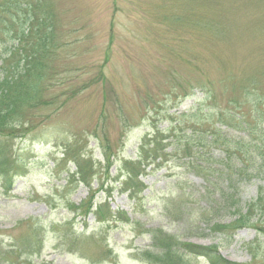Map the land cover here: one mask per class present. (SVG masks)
I'll return each instance as SVG.
<instances>
[{
  "label": "rangeland",
  "instance_id": "rangeland-1",
  "mask_svg": "<svg viewBox=\"0 0 264 264\" xmlns=\"http://www.w3.org/2000/svg\"><path fill=\"white\" fill-rule=\"evenodd\" d=\"M47 1L51 75L40 98L12 101V119L0 121V264H264L259 215L247 207L233 236L219 234L204 222L203 179L170 154L175 112L202 97L193 86L214 81L222 104L232 98L227 72L264 81V0ZM156 129L166 161L140 176L147 188L135 199L122 191L126 168ZM67 144L83 149L90 186L68 176L77 166L64 159ZM101 146L115 154L108 179ZM259 184L244 202L259 198Z\"/></svg>",
  "mask_w": 264,
  "mask_h": 264
},
{
  "label": "trees",
  "instance_id": "trees-1",
  "mask_svg": "<svg viewBox=\"0 0 264 264\" xmlns=\"http://www.w3.org/2000/svg\"><path fill=\"white\" fill-rule=\"evenodd\" d=\"M55 17L54 6L47 0H6L0 4V47H5L0 50V121L8 123V119H12V101L21 102V96L35 101L40 98V85L51 75L46 69L48 65L50 68V61L56 52L53 36L56 33ZM15 57L16 64L11 65L12 70L9 72L6 66ZM44 60H48L49 64L45 65ZM251 76L247 81L239 82L228 72L223 75L221 78L232 80V83H224L226 97L232 98L222 104L217 99L214 81L209 79L201 86L198 83L193 86V90L199 87L202 97L197 98L187 111L175 112L178 122L172 130L175 140L170 154L179 164L183 163L187 170L203 179L206 189L205 210L208 211L204 222L214 224L215 230L222 235L230 232L233 236L235 230L243 226L238 223H243L239 219L241 211L247 207V212L243 214L250 211L259 215L252 224L264 222V203L259 204L264 196V81L256 79L257 75ZM161 134L156 129L154 135L157 141L143 139L140 158L126 168L127 179L132 183H123L122 191L135 199L147 188L140 176L151 165L160 168L166 161L168 153L164 152V136ZM102 149L108 162V179L110 162L115 154L110 153L108 147ZM64 155L68 163L77 166L73 175L68 173V176L79 184L90 186L95 172L87 173L84 170L86 156L83 149H75L67 144ZM90 168L94 170V162ZM255 183H260L257 189L259 198L250 200V203L244 202L245 190ZM228 215L237 218L231 225H221L219 221ZM245 248L251 253L252 259L258 256V248L255 250L256 247L251 244ZM202 250L210 252L208 247ZM221 262L237 264L224 259Z\"/></svg>",
  "mask_w": 264,
  "mask_h": 264
}]
</instances>
